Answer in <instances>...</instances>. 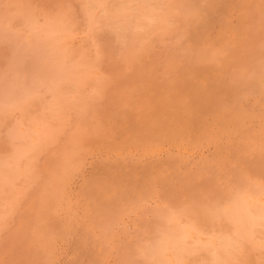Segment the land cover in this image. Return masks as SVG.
Wrapping results in <instances>:
<instances>
[{"label":"rangeland","instance_id":"rangeland-1","mask_svg":"<svg viewBox=\"0 0 264 264\" xmlns=\"http://www.w3.org/2000/svg\"><path fill=\"white\" fill-rule=\"evenodd\" d=\"M90 1L92 2L88 0L89 3L96 4L97 10L94 5L90 4L89 7L87 0H0V36L2 35L0 37V122L4 123L1 124L2 127L0 126V181H4L2 184L0 182L2 185L0 210L2 217L3 214L7 215L4 219L0 218V264H145V262L167 264L168 261V264H195V259L203 257L207 251L219 250L223 246L232 250L233 256L230 253L229 257H220L214 264H246L247 262L251 264L252 260L253 264H257L260 260L256 253L259 242L252 229L256 226L253 221L256 218L255 212L261 211L264 218V193H262L264 176L260 177V174L264 175V0H223V3L222 0ZM134 1L137 3L135 4ZM76 2L80 3L76 4ZM213 4L217 8H214ZM224 4L226 6H223ZM147 5L149 7L145 9ZM181 8L183 11L180 10ZM184 11L187 13L183 14ZM42 13L46 15L45 18L42 17ZM127 13L131 14L127 15ZM132 13H136V16ZM190 15L194 17L191 19ZM62 20L67 22L64 23ZM54 28L59 30L55 31ZM175 28L177 30H174ZM51 29L53 31L50 34ZM171 33L176 35L173 36ZM94 44L96 47H92L95 46ZM110 44L113 48H108ZM82 45L83 47H80ZM48 46L50 50L47 49ZM68 46L72 49L70 50ZM103 46H107L106 49ZM193 46H196V49H193ZM48 53L51 54L47 55ZM187 54L189 57L186 56ZM16 65L25 67L19 69ZM27 69L34 72L31 74ZM19 72L23 73L20 75ZM53 75L55 77H52ZM84 82L86 85H83ZM30 84L35 85V88ZM67 85L69 87H66ZM252 86L255 87V91ZM16 87L20 90L18 91ZM30 88L33 91L28 90ZM25 90L26 92H23ZM94 90L99 95L93 93L96 92ZM195 98L198 100L196 103ZM28 103L30 106L27 105ZM54 103L57 104L56 108ZM25 110H28L29 115ZM203 110L205 112L202 113ZM160 112H164V115ZM18 113L22 117L17 118ZM65 115L66 117H63ZM27 117L30 118L29 121ZM54 118L57 121L52 120ZM4 126H7V129L3 128ZM40 141L42 145L39 144ZM30 147L32 151H36L29 153L32 152ZM17 151L19 154L22 153L21 156ZM27 156L29 158H25ZM8 165L12 167L9 169ZM5 183L8 185L6 186ZM246 186L254 188L253 191L251 189L248 191ZM217 201L220 203V211H218L220 218L217 217L215 221L218 219L216 223L223 224L220 226L222 236L204 232L210 224L207 216L203 215L209 206L217 204ZM5 210L8 212L6 213ZM180 215L183 217L180 218ZM249 215L253 221V225L251 224L253 228L247 224L245 227ZM253 215L255 218L252 217ZM212 217L214 220V215ZM171 223L173 226L170 225ZM197 225H200L199 228ZM226 225L230 227L227 228ZM161 229H165L167 235H164ZM153 230L155 233L162 232L155 234ZM240 233L243 237L239 239L237 237L241 236ZM232 235L235 236L231 238ZM149 239L155 240V244L154 242L151 244ZM214 243L218 246L216 249ZM158 244L160 249L156 246ZM195 244L197 246H194ZM151 251H154L155 255ZM138 254H145V257L140 255V258ZM131 255L133 259H130ZM174 256L180 260H176Z\"/></svg>","mask_w":264,"mask_h":264},{"label":"bare ground","instance_id":"bare-ground-1","mask_svg":"<svg viewBox=\"0 0 264 264\" xmlns=\"http://www.w3.org/2000/svg\"><path fill=\"white\" fill-rule=\"evenodd\" d=\"M76 1H77V0H76ZM102 1L104 2V0H102ZM107 1H108V0H107ZM114 1H115V0H114ZM117 1H118V0H117ZM125 1H126V0H125ZM132 1H133V0H132ZM136 1H139V0H136ZM146 1H147V0H146ZM153 1H154V0H152V2H153ZM156 1L158 2V0H156ZM160 1H161V0H160ZM160 1H159V2H160ZM175 1H176V0H175ZM187 1H188V0H187ZM193 1H194V0H193ZM200 1H201V0H200ZM202 1H203V0H202ZM217 1H218V0H217ZM83 2L85 3L86 1H83ZM83 2H81V3H83ZM89 2H92V1L89 0ZM89 2H88V0H87V3H89ZM108 2H109V1H108ZM108 2H107V3H108ZM110 2H111V1H110ZM122 2H123V1H122ZM134 2H135V1H134ZM157 2H156V3H157ZM162 2H163V1H162ZM166 2H167V1H166ZM166 2H165V3H166ZM77 3H80V2H76V4H77ZM118 3L121 4L120 2H118ZM118 3H117V4H118ZM136 3H137V2H135V4H136ZM141 3H142V2H141ZM146 3H147V2H146ZM165 3H164V4H165ZM183 3H184V2H183ZM210 3H211V2H210ZM221 3H223V0H222ZM90 4H91V5H94V4H92V3H89V7H90ZM100 4H101V3H100ZM102 4H103V3H102ZM111 4H112V3H111ZM115 4H116V3H115ZM115 4H113V6H115ZM124 4H125V3H124ZM142 4H143V3H142ZM147 4L149 5L150 3H147ZM159 4H160V3H159ZM159 4H158V5H159ZM166 4H167V3H166ZM166 4H165V5H166ZM178 4H180V2H179ZM196 4H197V2H196ZM200 4H201V2H200ZM208 4H209V3H208ZM215 4H216V3H215ZM217 4H218V3H217ZM225 4H226V3H225ZM225 4H224L223 6H226ZM80 5H81V4H80ZM83 5H84V4H82V6H83ZM95 5H96V4H95ZM95 5H94V7H95ZM97 5H98V4H97ZM103 5H104V4H103ZM121 5H122V4H121ZM130 5H131V4H130ZM148 5L145 6V9H146V7H149ZM156 5H157V4H156ZM194 5H195V4H194ZM203 5H204V4H203ZM228 5H229V4H228ZM87 6H88V4H87ZM104 6L106 7L107 5H104ZM104 6H103V7H104ZM116 6L119 7L118 5H116ZM123 6H124V5H123ZM123 6H122V7H123ZM126 6H127V5H126ZM140 6H141V5H140ZM180 6H181V5H180ZM188 6H189V5H188ZM188 6H187L186 8H188ZM196 6H197V5H196ZM199 6H200V5H199ZM214 6H215V5L213 4V7H214ZM230 6H231V5H230ZM74 7H75V6H74ZM94 7H93V8H94ZM98 7H100V6L98 5ZM105 7H104V8H105ZM117 7H116V8H117ZM122 7H121V8H122ZM133 7H134V6H133ZM138 7H139V6H138ZM138 7H136V8H138ZM143 7H144V6H143ZM202 7H203V6H202ZM82 8H83V7H82ZM96 8H97V7H95V9H96ZM104 8H102V9H104ZM109 8H110V7H109ZM116 8H114L115 11H116ZM130 8H131V7H130ZM154 8H155V7H154ZM166 8L168 9V7H166ZM166 8H165V9H166ZM203 8H204V7H203ZM203 8H202V9H203ZM210 8H211V7H210ZM214 8H217V7H214ZM227 8H228V7H227ZM86 9L89 10L88 8H86ZM105 9H107V8H105ZM117 9H119V8H117ZM134 9H135V8H134ZM141 9H143V8H141ZM151 9H152V8H151ZM160 9H161V8H160ZM171 9H172V8H171ZM184 9H185V8H184ZM205 9H206V8H205ZM205 9H204V10H205ZM207 9H208V8H207ZM225 9H226V8H225ZM67 10H68V9H67ZM70 10H71V9H70ZM72 10H73V9H72ZM74 10H75V9H74ZM91 10H92V9H91ZM96 10H97V9H96ZM126 10H127V9H126ZM135 10H136V9H135ZM139 10H140V8H139ZM152 10H153V9H152ZM169 10H170V9H169ZM180 10H182V8H181ZM220 10H223V9H220ZM231 10H232V8H231ZM68 11H69V10H68ZM80 11H82V10H80ZM83 11H84V10H83ZM83 11H82V12H83ZM106 11H107V10H106ZM110 11H111V10H109V12H110ZM123 11H124V10H123ZM150 11H151V10H150ZM150 11H147V12H150ZM153 11H154V10H153ZM153 11H152V12H153ZM165 11H166V10H165ZM172 11H174V10H172ZM172 11H171V12H172ZM182 11H183V10H182ZM191 11H192V10H191ZM193 11H194V10H193ZM198 11H199V10H198ZM200 11H201V9H200ZM65 12H66V11H65ZM70 12H72V11H70ZM75 12H76V11H75ZM89 12H91V11H89ZM95 12H96V11H95ZM102 12H103V11H102ZM119 12H120V10H119ZM139 12H141V11H139ZM154 12H155V11H154ZM171 12H170V13H171ZM174 12H175V11H174ZM194 12H195V11H194ZM205 12H206V11H205ZM216 12H217V10H216ZM222 12H223V11H222ZM225 12H226V11H225ZM227 12H228V11H227ZM62 13H63V12H62ZM68 13H69V12H68ZM80 13H81V12H80ZM93 13H94V12H93ZM93 13L90 15V17L93 15ZM113 13H114V11H113ZM113 13H112V14H113ZM120 13H121V12H120ZM120 13H118V14H120ZM142 13H143V12H142ZM156 13H157V12H156ZM163 13H164V12H163ZM175 13H176V12H175ZM175 13H174V14H175ZM177 13H178V12H177ZM184 13H187V12L184 11L183 14H184ZM188 13H189V11H188ZM190 13H191L192 15L194 14V13H192V12H190ZM208 13H209V12H208ZM211 13H213V12L211 11ZM217 13H218V12H217ZM59 14H60V13H59ZM85 14H86V12H85ZM104 14H106V12H105ZM112 14H111V15H112ZM122 14H123V13H122ZM130 14H131V13H130ZM130 14L127 13V15H130ZM132 14H134V13H132ZM135 14H136V13H135ZM135 14H134V16H136ZM148 14H149V13H148ZM168 14H169V13H168ZM181 14H182V12H180V15H181ZM227 14H228V13H227ZM37 15H38V14H37ZM39 15H40V14H39ZM42 15H43L42 17H44V16L46 17V15H44L43 13H42ZM76 15H77V13H76ZM83 15H84V14H83ZM100 15H101V14H100ZM172 15H173V14H172ZM177 15H178V14H177ZM180 15H179V16H180ZM194 15H195V14H194ZM198 15H199V14H198ZM201 15H202V14H201ZM213 15H214V13H213ZM220 15H221V14H220ZM220 15H219V16H220ZM34 16H35V15H33V17H34ZM69 16H71V15L69 14ZM85 16H86V15H85ZM85 16H84V17H85ZM106 16H107V15H105V17H106ZM109 16H110V15H109ZM120 16H121V15H120ZM134 16H133V18H134ZM138 16H140V15H138ZM143 16H144V15H143ZM143 16H142V18H143ZM147 16H152V15H147ZM155 16H156V14H155ZM161 16H162V15H161ZM175 16H176V15H175ZM181 16H182V15H181ZM181 16H180V17H181ZM187 16H188V15H187ZM205 16H206V15H205ZM214 16H215V15H214ZM224 16H225V15H224ZM45 17H44V18H45ZM49 17H50V16H49ZM59 17H60V15H59ZM62 17H63V16H62ZM88 17H89V16H88ZM97 17H98V16H97ZM162 17H163V16H162ZM165 17H166V16H165ZM176 17H177V16H176ZM190 17H191V15H190ZM193 17H194V16H193ZM193 17H191V19H192ZM197 17H198V16H197ZM217 17H218V16H217ZM221 17H222V16H221ZM228 17H229V16H228ZM51 18H52V17H51ZM55 18H56V16H55ZM65 18H66V17H65ZM81 18H83V16H81ZM98 18H99V17H98ZM106 18H107V17H106ZM142 18H141V19H142ZM145 18H146V17H144L143 20H145ZM150 18H151V17H150ZM159 18H160V17H159ZM163 18H164V17H163ZM173 18H175V17H173ZM187 18H188V17H187ZM211 18H212V17H211ZM215 18H216V17H215ZM215 18H214V19H215ZM218 18H219V17H218ZM226 18H227V17H226ZM28 19H29V18H28ZM63 19H64V17H63ZM66 19H67V18H66ZM85 19H86V18H85ZM95 19L97 20V18H95ZM125 19H126V18H125ZM147 19H148V17H147ZM151 19H152V18H151ZM188 19H189V18H188ZM216 19H217V18H216ZM30 20H31V18H30ZM35 20H36V18H35ZM39 20H40V19H39ZM46 20H48V19H46ZM51 20H52V19H51ZM70 20H71V19H70ZM88 20L90 21V19H88ZM88 20H86V21H88ZM108 20H109V19H108ZM111 20H113V19L111 18ZM118 20H119V19H118ZM153 20H154V19H153ZM163 20H164V19H163ZM163 20H161V21H163ZM166 20H167V19H166ZM193 20H194V19H193ZM195 20H197V19H195ZM195 20H194V21H195ZM208 20H209V19H208ZM208 20H207V21H208ZM223 20H224V19H223ZM44 21H45V20H44ZM57 21H58V20H57ZM62 21L65 23L66 20H62ZM62 21H61V22H62ZM74 21H75V20H74ZM86 21H85V23H86ZM89 21H88V22H89ZM91 21H92V20H91ZM93 21H94V20H93ZM105 21H106V20H105ZM134 21H135V19H134ZM140 21H141V20H140ZM150 21H151V20H150ZM176 21H177V20H176ZM183 21H184V20H183ZM194 21H193V22H194ZM201 21H202V20H201ZM226 21H227V20H226ZM228 21H229V20H228ZM40 22H41V21H40ZM49 22H50V21H49ZM66 22H67V21H66ZM68 22H69V21H68ZM98 22H99V21H98ZM113 22H114V21H113ZM124 22H125V21H124ZM167 22H168V20H167ZM186 22H187V21H186ZM188 22H189V21H188ZM190 22H192V21L190 20ZM203 22H204V21H203ZM220 22H221V21H220ZM223 22H224V21H223ZM28 23H29V22H28ZM71 23H72V20H71ZM91 23H92V22H91ZM100 23H101V22H100ZM102 23H103V22H102ZM125 23H126V22H125ZM125 23H124V24H125ZM127 23H128V21H127ZM127 23H126V24H127ZM135 23H136V22H135ZM139 23H140V22H139ZM145 23H146V22H145ZM145 23H144V24H145ZM151 23H152V22H151ZM160 23H161V22H160ZM210 23H211V22H210ZM29 24H32V23H29ZM43 24H44V23H43ZM43 24H42V25H43ZM53 24H54V23H53ZM73 24H74V23H73ZM73 24H72L71 26H73ZM88 24H89V23H88ZM88 24H87V25H88ZM93 24H94V23H93ZM136 24H137V23H136ZM153 24H154V23H153ZM161 24H162V23H161ZM197 24H198V23H197ZM208 24H209V23H208ZM45 25H47V24H45ZM79 25H80V24H79ZM79 25H78V26H79ZM87 25H86V26H87ZM94 25H95V27H96V24H94ZM108 25H109V24H108ZM122 25H123V24H122ZM140 25H141V24H140ZM145 25H146V24H145ZM149 25H150V24H148V26H149ZM173 25H174V24H173ZM191 25H193V24H191ZM204 25H206V24H204ZM27 26H28V24H27ZM30 26H31V25H30ZM35 26H36V25H35ZM88 26H89V25H88ZM111 26H112V25H111ZM118 26H119V25H118ZM136 26H137V25H136ZM155 26H156V25H155ZM159 26H160V25H159ZM175 26H176V25H175ZM175 26H173V27H175ZM183 26H184V25H183ZM186 26H188V24H186ZM262 26H263V25H262ZM3 27H4V26H3ZM9 27H10V26H9ZM31 27H32V26H31ZM38 27H39V26H38ZM46 27H47V26H46ZM55 27H56V26H55ZM57 27H58V25H57ZM60 27H62V26H60ZM63 27H64V26H63ZM74 27H75V26H74ZM81 27H82V26H81ZM84 27H85V25H84ZM127 27H128V26H127ZM140 27H141V26H140ZM162 27H163V26H162ZM171 27H172V24H171ZM177 27H178V26H177ZM191 27H192V26H191ZM7 28H8V27H7ZM58 28H59V27H58ZM72 28H73V27H72ZM85 28H86V27H85ZM102 28H103V27H102ZM124 28H125V27H124ZM129 28H131V27H129ZM146 28H147V27H146ZM156 28H157V27H156ZM229 28H230V27H229ZM44 29H45V28H44ZM54 29H55V28H54ZM56 29H57V28H56ZM56 29H55V31H56ZM66 29H67V28H66ZM70 29H71V27H70ZM74 29H76V28H74ZM94 29H95V28H94ZM103 29H104V28H103ZM108 29H109V28H108ZM110 29H111V28H110ZM122 29H123V28H122ZM122 29H121V30H122ZM125 29H126V28H125ZM138 29H139V28H138ZM138 29H137V30H138ZM158 29H159V28H158ZM166 29H167V28H166ZM172 29H173V28H172ZM183 29H184V28H183ZM197 29H198V27H197ZM199 29H200V28H199ZM10 30H11V29H10ZM45 30H46V29H45ZM48 30H49V29H48ZM57 30H59V29H57ZM68 30H69V29H68ZM83 30H84V29H83ZM83 30H82V31H83ZM105 30H106V28H105ZM118 30H119V29H118ZM127 30H128V29H127ZM129 30H130V29H129ZM148 30H149V29H148ZM160 30H161V29H160ZM174 30H177V29L175 28ZM178 30H179V28H178ZM201 30H203V29H201ZM257 30H258V29H257ZM263 30H264V29H263ZM3 31H4V29H3ZM5 31H6V30H5ZM30 31H31V30H30ZM41 31H42V30H41ZM52 31H53L52 29H51V31H49L50 34L52 33ZM76 31H78V30H76ZM79 31H80V30H79ZM87 31H88V30H87ZM90 31H91V30H90ZM108 31H109V30H108ZM112 31H113V30H112ZM144 31H145V30H144ZM157 31H158V30H157ZM162 31H163V30H162ZM169 31H170V30H169ZM172 31H173V30H172ZM172 31H171V32H172ZM193 31H194V30H193ZM197 31H198V30H197ZM31 32L33 33V31H31ZM49 32H48V33H49ZM58 32H59V31H58ZM60 32H61V31H60ZM65 32H66V31H65ZM65 32H64V33H65ZM68 32H69V31H68ZM73 32H74V31H73ZM93 32H94V31H93ZM99 32H100V31H99ZM106 32H107V31H106ZM114 32H115V31H114ZM121 32H122V31H121ZM129 32H130V31H129ZM132 32H133V31H132ZM141 32H142V31H141ZM145 32H146V31H145ZM148 32H149V31H148ZM151 32H152V30H151ZM164 32H165V31H164ZM173 32H175V31H173ZM202 32H203V31H202ZM202 32H201V33H202ZM257 32H258V31H257ZM2 33H3V32H2ZM38 33H39V32H38ZM77 33H78V32H77ZM94 33H95V32H94ZM101 33H102V30H101ZM109 33H110V32H109ZM152 33H153V32H152ZM154 33H155V32H154ZM159 33H160V31H159ZM165 33H166V32H165ZM176 33H177V32H176ZM178 33H179V31H178ZM185 33H186V32H185ZM201 33H200V34H201ZM3 34H4V33H3ZM40 34H41V33H40ZM40 34H39V35H40ZM61 34H62V33H61ZM96 34H97V32H96ZM113 34H114V33H112V35H113ZM115 34H116V33H115ZM141 34L144 36L143 33H141ZM171 34H173V33H171ZM191 34H192V33H191ZM196 34H197V33H196ZM39 35H38V36H39ZM44 35H46V34H44ZM52 35H53V34H52ZM52 35H51V36H52ZM65 35H66V33H65ZM89 35H91V34H89ZM145 35H146V33H145ZM158 35H159V34H158ZM175 35H176V34H175ZM175 35L173 34V36H175ZM186 35H187V34H186ZM205 35H206V34H205ZM205 35H204V36H205ZM1 36H2V35H1ZM1 36H0V37H1ZM12 36H14V34H13ZM31 36H32V34H31ZM40 36H41V35H40ZM42 36H43V35H42ZM51 36H50V37H51ZM54 36H55V33H54ZM54 36H53V38H54ZM62 36H63V35H62ZM67 36H68V34H67ZM69 36H70V35H69ZM105 36H106V35H105ZM114 36H115V35H114ZM119 36H120V35H119ZM179 36H180V35H179ZM184 36H185V35H184ZM189 36H190V35H189ZM189 36H188V37H189ZM191 36H192V35H191ZM204 36H203V37H204ZM4 37H5V36H4ZM45 37H46V36H45ZM47 37H48V36H47ZM56 37H57V36H56ZM56 37H55V38H56ZM75 37H76V36H75ZM90 37H91V36H90ZM90 37H89V38H90ZM115 37H116V36H115ZM115 37H114V38H115ZM120 37H121V36H120ZM120 37H119V38H120ZM124 37H125V36H124ZM132 37H133V35H132ZM148 37H149V36H148ZM151 37H152V36H151ZM193 37H195V36H193ZM197 37H198V36H197ZM197 37H196V38H197ZM2 38H3V37H2ZM39 38H40V37H39ZM41 38H42V37H41ZM51 38H52V37H51ZM51 38H50L49 40H51ZM57 38H58V37H57ZM60 38H61V36H60ZM65 38H66V37H65ZM91 38H92V37H91ZM94 38H96V36H94ZM109 38H110V37H109ZM130 38H131V37H130ZM146 38H147V37H146ZM160 38H162V37H160ZM160 38H159V39H160ZM181 38H182V37H181ZM205 38H206V37H205ZM42 39H43V38H42ZM97 39H98V38H97ZM97 39H96V40H97ZM107 39H108V38H107ZM117 39H118V38H117ZM122 39H123V38H122ZM135 39H137V38H135ZM147 39H149V38H147ZM156 39H157V38L155 37V40H156ZM179 39H180V37H179ZM198 39H199V38H198ZM203 39H204V38H203ZM34 40H35V38H34ZM40 40H41V39H40ZM58 40H59V39H58ZM62 40H63V39H62ZM65 40H66V39H65ZM65 40H63V41H65ZM118 40H119V39H118ZM118 40H117V41H118ZM123 40H124V39H123ZM60 41H61V40H60ZM92 41H93V40H92ZM138 41H139V40H138ZM140 41H141V40H140ZM142 41L144 42V40H142ZM153 41H154V40H153ZM157 41H158V39H157ZM176 41H177V40H176ZM34 42H35V41H34ZM93 42H94V41H93ZM120 42H121V41H120ZM124 42H125V41H124ZM133 42H134V41H133ZM181 42H182V41H181ZM193 42H194V41H193ZM40 43H42V42H39V44H40ZM43 43H44V41H43ZM63 43H64V42H63ZM96 43H97V41H96ZM140 43H141V42H140ZM144 43H146V42H144ZM195 43H196V42H195ZM195 43H194V45H195ZM213 43H214V42H213ZM32 44H33V43H32ZM58 44H59V43H58ZM64 44H65V43H64ZM101 44H102V43H101ZM101 44H100V45H101ZM108 44H109V43H108ZM112 44H113V43H112ZM114 44H116V43H114ZM123 44H124V43H123ZM146 44H147V43H146ZM175 44H176V43H175ZM178 44H179V43H178ZM181 44H182V43H181ZM184 44H185V42H184ZM198 44H199V43H198ZM204 44H205V43H204ZM211 44H212V43H211ZM67 45H68V44H67ZM92 45H93V44H92ZM94 45H95V44H94ZM106 45H107V44H106ZM110 45H111V44H110ZM137 45H138V44H137ZM172 45H173V44H172ZM262 45H263V44H262ZM58 46H59V45H58ZM64 46H66V45H64ZM104 46H105V45H104ZM104 46H103V47H104ZM120 46H121V45H120ZM141 46H142V45H141ZM143 46H144V45H143ZM147 46H148V45H147ZM198 46H199V45H198ZM198 46H197V47H198ZM202 46H203V45H202ZM31 47H32V46H31ZM34 47H35V46H34ZM52 47H54V45H53ZM59 47H60V46H59ZM72 47H73V46H72ZM80 47H83V45L80 46ZM92 47H96V45H95V46H92ZM100 47H101V46H100ZM103 47H102V48H103ZM106 47H107V46H106ZM106 47H104V48L106 49ZM110 47H112V45L109 46L108 48H110ZM121 47H122V46H121ZM188 47H189V46H188ZM193 47H194V46H193ZM195 47H196V46H195ZM195 47H194L193 49H196ZM213 47H214V46H213ZM48 48H49V46L47 47V49H48ZM55 48H56V47H55ZM68 48H69V46H68ZM78 48H79V47H78ZM112 48H113V47H112ZM174 48H175V47H174ZM190 48H191V47H190ZM66 49H67V48H66ZM69 49L71 50L72 48H69ZM82 49H83V48H82ZM84 49H85V48H84ZM169 49H170V48H169ZM171 49H172V48H171ZM175 49H176V48H175ZM177 49H180V48H177ZM202 49H203V48H202ZM202 49H201V51H202ZM212 49H213V48H212ZM48 50H50V49H48ZM52 50H53V48H52ZM52 50H51V51H52ZM74 50H75V49H74ZM95 50H96V48H95ZM99 50H100V49H99ZM99 50H98V51H99ZM111 50H112V49H111ZM122 50H123V49H122ZM198 50H199V49H198ZM40 51H41V50H40ZM43 51H44V50H43ZM56 51H58V50L56 49ZM56 51H55V52H56ZM66 51H67V50H66ZM68 51H69V50H68ZM86 51H87V50H86ZM88 51H89V50H88ZM91 51H92V50H91ZM124 51H125V49H124ZM260 51H261V50H260ZM45 52H47V51H45ZM74 52H75V51H74ZM76 52H77V51H76ZM78 52H79V51H78ZM95 52H96V51H95ZM95 52H94V53H95ZM102 52H103V51H102ZM106 52H107V50H106ZM111 52H112V51H111ZM111 52H109V54H110ZM113 52H114V51H113ZM172 52H173V51H172ZM172 52H171V53H172ZM179 52H180V51H179ZM184 52H185V50H184ZM43 53H44V52H43ZM51 53H52V52H51ZM51 53H48L47 55H49V54H51ZM66 53H67V52H66ZM68 53H69V52H68ZM79 53H80V52H79ZM85 53H86V52H85ZM127 53H128V52H127ZM196 53H197V51H196ZM199 53H200V52H199ZM201 53H202V52H201ZM207 53H208V52H207ZM218 53H219V52H218ZM52 54H53V53H52ZM72 54H73V53H72ZM72 54H71V55H72ZM102 54H103V53H102ZM114 54H116V53L114 52ZM188 54H189V53H188ZM188 54H187L186 56H188ZM204 54H205V52H204ZM214 54H215V53H214ZM255 54H256V53H255ZM38 55H39V54H38ZM44 55H45V54H44ZM53 55H54V54H53ZM53 55H52V56H53ZM65 55H66V54H65ZM206 55H207V54H206ZM20 56H21V55H20ZM52 56H51V57H52ZM74 56H75V55H74ZM80 56H81V54H80ZM80 56H79V57H80ZM92 56H93V55H92ZM94 56H95V54H94ZM96 56H97V55H96ZM168 56H169V55H168ZM183 56H184V55H183ZM189 56H190V54H189ZM189 56H188V57H189ZM208 56H209V55H208ZM40 57H41V56H40ZM48 57H50V56H48ZM60 57H61V56H60ZM65 57H66V56H65ZM125 57H126V56H125ZM172 57H173V56H172ZM177 57H178V56H177ZM192 57H194V56H192ZM201 57L203 58V56H201ZM210 57H211V56H210ZM35 58H37V57H35ZM53 58H54V57H53ZM80 58H82V57H80ZM84 58H85V57H84ZM94 58H95V57H94ZM99 58H100V57H99ZM173 58H174V57H173ZM175 58H176V57H175ZM38 59H39V58H38ZM49 59H50V58H49ZM68 59H70V58H68ZM253 59H254V58H253ZM36 60H37V59H36ZM36 60H35V62H36ZM45 60H46V59H45ZM52 60H53V59H52ZM78 60H79V59H78ZM80 60H82V59H80ZM88 60H90V59H88ZM91 60H93V59H91ZM170 60H171V59H170ZM190 60H192V59H190ZM205 60H206V59H205ZM43 61H44V60H43ZM55 61H56V60H55ZM55 61H54V63H55ZM93 61H94V60H93ZM97 61H98V60L96 59V62H97ZM182 61H183V60H182ZM17 62H18V61H17ZM40 62H42V61H40ZM62 62H63V60H62ZM49 63H50V62H49ZM59 63H60V62H59ZM65 63H66V62H65ZM76 63H77V61H76ZM81 63H82V62H81ZM81 63H79V64H81ZM186 63H187V62H186ZM252 63H253V62H252ZM44 64H45V63H44ZM63 64H64V63H63ZM83 64H84V63H83ZM83 64H82V66H83ZM94 64H95V62H94ZM191 64H192V63H191ZM191 64H189V65H191ZM47 65H48V64H47ZM69 65H70V64H69ZM71 65H72V64H71ZM12 66H13V65H12ZM16 66H17V65H16ZM74 66H75V65H74ZM90 66H91V65H90ZM251 66H252V65H251ZM17 67H18V66H17ZM19 67H20V66H19ZM19 67H18V68H19ZM21 67H23V66H21ZM21 67H20V68H21ZM24 67H25V66H24ZM24 67H23V68H24ZM26 67H27V66H26ZM42 67H44V66L42 65ZM42 67H41V68H42ZM65 67H66V66H65ZM83 67H84V66H83ZM98 67H99V66H98ZM184 67H185V66H184ZM255 67H256V65H255ZM260 67L262 68L261 65H260ZM9 68H10V67H9ZM9 68H8V70H9ZM11 68H12V67H11ZM20 68H19V69H20ZM28 68H29V67H28ZM38 68H39V67H38ZM38 68H37V71H39ZM45 68H46V67H45ZM69 68H72V67H69ZM93 68H94V67H93ZM16 69H17V68H16ZM29 69H30V68H29ZM86 69H87V67H86ZM86 69H85V70H86ZM96 69H97V68H96ZM12 70H13V69H12ZM14 70H15V69H14ZM23 70H24V69H23ZM27 70H28V69H27ZM42 70H44V69H42ZM63 70H64V69H63ZM81 70H82V69H81ZM83 70H84V69H83ZM92 70H93V69H92ZM254 70H256V69H254ZM257 70H259V69H257ZM28 71L31 72V70H28ZM87 71H88V70H87ZM203 71H204V70H203ZM260 71H261V70H260ZM16 72H17V71H16ZM16 72H15V73H16ZM25 72H26V69H25ZM30 72H29V74H30ZM32 72H34V71H32ZM32 72H31V74H32ZM35 72H36V71H35ZM66 72H67V71H66ZM15 73H14V74H15ZM19 73H20V72H19ZM22 73H23V72H22ZM22 73H20V75H21ZM55 73H56V72H55ZM87 73H88V72H87ZM87 73H86V74H87ZM90 73H91V72H90ZM252 73H253V72H252ZM255 73H256V72H255ZM255 73H254V74H255ZM10 74H11V73H10ZM38 74H39V73H38ZM77 74H78V73H77ZM83 74H84V73H83ZM17 75H18V72H17ZM50 75H51V74H50ZM92 75H93V74H92ZM92 75H91V77H92ZM95 75H96V74H95ZM259 75H260V73H259ZM14 76H15V75H14ZM25 76H26V75H25ZM35 76H36V75H35ZM35 76H33V77H35ZM81 76H82V75H81ZM89 76H90V75H89ZM242 76H243V75H242ZM246 76H247V75H246ZM256 76H257V75H256ZM12 77H13V75L11 76V78H12ZM31 77H32V76H31ZM52 77H55V76L53 75ZM69 77H70V76H69ZM82 77H83V76H82ZM85 77H87V76H85ZM235 77H236V76H235ZM235 77H234V78H235ZM249 77H250V76H249ZM261 77H262V76H261ZM261 77H260V78H261ZM43 78H44V77H43ZM47 78H48V77H47ZM76 78H77V77H76ZM83 78H84V77H83ZM95 78H96V77H95ZM98 78H100V76H99ZM242 78H243V77H242ZM12 79H13V78H12ZM25 79H26V78H25ZM41 79H42V78H41ZM49 79H50V78H49ZM204 79H205V78H204ZM243 79H244V78H243ZM261 79H262V78H261ZM29 80H30V79H29ZM29 80H28V81H29ZM32 80H33V78H32ZM37 80H39V78H38ZM56 80H57V79H55V81H56ZM81 80H82V79L80 78V81H81ZM89 80H91V79H89ZM237 80H239V79H237ZM262 80H263V79H262ZM34 81H35V80H34ZM52 81H53V80H52ZM67 81H68V80H67ZM76 81H77V80H76ZM84 81H85V80H84ZM86 81H87V80H86ZM241 81H242V80H241ZM257 81H258V80H257ZM263 81H264V80H263ZM263 81H262V82H263ZM10 82H11V80H10ZM35 82H36V81H35ZM40 82H41V81H40ZM60 82H61V81H60ZM68 82H69V81H68ZM71 82H73V81L71 80ZM77 82H78V81H77ZM77 82H76V83H77ZM91 82H92V81H91ZM232 82H233V81H232ZM237 82H238V81H237ZM248 82H249V81H248ZM22 83H23V82H22ZM28 83H29V82H28ZM41 83H42V82H41ZM65 83H66V81H65ZM79 83H80V82H78V84H79ZM88 83H90V82H88ZM93 83H94V81H93ZM96 83H97V82H96ZM239 83H240V82H239ZM254 83H255V82H254ZM12 84H14V83H12ZM74 84H75V83H74ZM80 84H81V83H80ZM94 84H95V83H94ZM99 84H100V83H99ZM233 84H234V83H233ZM19 85H20V84H19ZM19 85H18V86H19ZM30 85H31V84H30ZM38 85H39V84H38ZM60 85H61V84H60ZM60 85H59V86H60ZM69 85L71 86L72 84H69ZM69 85H67L66 87H69ZM83 85H86L85 82L83 83ZM95 85H96V84H95ZM190 85H191V84H190ZM251 85H252V84H251ZM10 86H11V85H10ZM13 86H14V85H13ZM25 86H26V85H25ZM31 86L34 87L35 85H31ZM31 86H30V87H31ZM88 86H89V85H88ZM91 86H92V85H91ZM174 86H175V85H174ZM188 86H189V85H188ZM234 86H236V85H234ZM23 87H24V86H23ZM36 87H37V86H36ZM61 87H62V86H61ZM82 87H83V86H82ZM93 87H95V86H93ZM93 87H92V88H93ZM222 87H223V86H222ZM242 87H243V86H242ZM252 87H253V86H252ZM256 87H257V86H256ZM260 87H261V86H260ZM260 87H259V88H260ZM26 88H27V87H26ZM34 88H35V87H34ZM51 88H52V87H51ZM64 88H65V87H64ZM225 88H226V87H225ZM235 88H236V87H235ZM237 88H240V87H237ZM3 89H4V87H3ZM3 89H2V90H3ZM16 89H17V87H16ZM47 89H48V88H47ZM62 89H63V88H62ZM67 89H68V88H67ZM78 89H80V87H79ZM180 89H181V88H180ZM190 89H191V88H190ZM227 89H228V88H227ZM240 89H242V88H240ZM253 89H254V91H255V87H253ZM260 89H261V88H260ZM17 90H18V89H17ZM19 90H20V89H19ZM19 90H18V91H19ZM28 90H32V89L30 88V89H28ZM35 90H36V89H35ZM53 90H54V89H53ZM55 90H56V89H55ZM63 90H64V89H63ZM63 90H62V91H63ZM75 90H76V89H75ZM90 90H91V89H90ZM186 90H187V89H186ZM186 90H185V92H186ZM188 90H189V89H188ZM232 90H233V89H232ZM256 90L258 91V89H256ZM262 90H263V89H262ZM4 91H5V90H4ZM32 91H33V90H32ZM57 91H58V90H57ZM62 91H60V92H62ZM81 91H83V90H81ZM91 91H92V90H91ZM91 91H90V93H92ZM94 91H96V90H94ZM252 91H253V90H252ZM263 91H264V90H263ZM7 92H8V91H7ZM14 92H15V91H14ZM23 92H26V90L23 91ZM23 92H21V93H23ZM35 92H36V91H35ZM39 92H40V91H39ZM48 92H49V91H48ZM76 92H77V91H76ZM76 92H74V93H76ZM199 92H200V91H198V93H199ZM214 92H216V91H214ZM214 92H213V93H214ZM16 93H17V92H16ZM18 93H19V92H18ZM18 93H17V94H18ZM62 93H63V92H62ZM62 93H61V94H62ZM82 93H83V92H82ZM93 93H97V91H96V92H93ZM0 94H1V93H0ZM3 94H4V92H3ZM13 94H14V93H13ZM29 94H30V93H29ZM58 94H59V93H58ZM58 94H56V96H57ZM64 94H65V93H64ZM66 94H67V93H66ZM97 94H98V93H97ZM183 94H184V93H183ZM196 94H197V93H196ZM15 95H16V94H15ZM19 95H21V94H19ZM23 95H24V94H23ZM31 95H33V94H31ZM52 95H53V94H51V96H52ZM68 95H69V94H68ZM71 95H72V94H71ZM98 95H99V94H98ZM193 95H195V94L193 93ZM203 95H204V94H203ZM35 96H36V95H35ZM41 96H42V95H41ZM41 96H40V97H41ZM61 96H62V95H61ZM183 96H184V95H183ZM190 96H191V95H190ZM190 96H189V97H190ZM18 97H19V96H18ZM22 97H23V96H22ZM42 97H43V96H42ZM67 97H68V96H67ZM73 97H74V96H73ZM75 97H77V96H75ZM79 97H81V96L79 95ZM83 97H84V96H83ZM194 97H195V96H194ZM194 97H193V98H194ZM201 97H202V96H201ZM203 97H204V96H203ZM7 98H8V97H7ZM43 98H45V97H43ZM53 98H55L54 95H53ZM62 98H63V97H62ZM196 98H197V97H196ZM196 98H195V99H196ZM4 99H5V98H4ZM22 99H23V98H22ZM36 99H37V98H36ZM56 99H57V98H56ZM64 99H65V98H64ZM173 99H175V98H173ZM197 99H198V98H197ZM197 99L195 100V103H196V101H198ZM199 99H200V98H199ZM33 100H34V99H33ZM45 100H46V99H45ZM53 100H54V99H53ZM85 100H86V99H85ZM85 100H83V101H85ZM176 100H177V99H176ZM39 101H40V100H39ZM42 101H43V100H41V102H42ZM69 101H70V100H69ZM72 101H73V99H72ZM31 102H32V101H31ZM49 102H50V101H49ZM54 102H55V101H54ZM64 102H65V101H64ZM64 102H63V103H64ZM75 102H76V101H75ZM193 102H194V101H193ZM50 103H51V102H50ZM3 104H4V103H3ZM25 104H26V103H25ZM40 104H43V103H40ZM47 104H48V103H47ZM54 104H55V107H54V108H56V105H57V104H56V103H54ZM60 104H61V103H60ZM65 104L67 105V103H65ZM65 104H64V105H65ZM70 104H73V103H70ZM70 104H69V105H70ZM74 104H76V103H74ZM80 104H81V103H80ZM86 104H87V102H86ZM173 104H174V103H173ZM12 105H13V104H12ZM27 105H29V103H28ZM49 105H50V104H49ZM52 105H53V103H52ZM64 105H63V106H64ZM76 105H77V104H76ZM84 105H85V104H84ZM87 105H88V104H87ZM192 105H193V104H192ZM192 105H190V106H192ZM194 105L196 106V104H194ZM4 106H5V105H4ZM24 106H25V105H24ZM29 106H30V105H29ZM39 106H40V105H39ZM43 106H44V104H43ZM43 106H41V107L43 108ZM27 107H28V106H27ZM198 107H199V104H198ZM201 107H202V106H201ZM11 108H12V107H11ZM34 108H35V107H34ZM36 108H37V107H36ZM38 108H39V107H38ZM47 108H48V107H47ZM50 108H51V107H50ZM58 108H59V107H58ZM71 108H72V107H71ZM80 108H81V106H80ZM80 108L78 107V109H80ZM174 108H175V107H174ZM178 108H179V107H178ZM4 109H5V108H4ZM7 109H8V108H7ZM28 109H29V107H28ZM30 109H31V107H30ZM45 109H46V108H45ZM59 109H60V108H59ZM67 109H68V108H67ZM82 109H83V107H82ZM172 109H173V107H172ZM193 109H194V108H193ZM198 109H199V108H198ZM10 110H11V109H10ZM41 110H42V109H41ZM56 110H57V109H56ZM61 110H62V108H61ZM75 110H76V109H75ZM162 110H163V109H162ZM173 110H174V109H173ZM201 110H202V109H201ZM21 111H22V110H21ZM27 111H28V110H25V112H27ZM33 111H34V109H33ZM37 111H39V110L37 109ZM67 111H68V110H67ZM163 111H165V110H163ZM169 111H171V109H170ZM193 111H194V110H193ZM25 112H24V113H25ZM43 112H47V111H43ZM43 112H42V113H43ZM50 112H51V111H50ZM60 112H61V111H60ZM64 112H65V111H64ZM64 112H63V113H64ZM78 112H79V111H78ZM81 112H82V110H81ZM189 112H191V111H189ZM197 112H198V111H197ZM203 112H205V111L203 110L202 113H203ZM2 113H3V112H2ZM20 113H21V112H20ZM29 113H30V112H29ZM35 113H36V112H35ZM38 113L40 114V112H38ZM42 113H41V114H42ZM51 113H52V112H51ZM51 113H50V115H51ZM53 113H54V112H53ZM57 113H58V110H57ZM160 113H161V112H160ZM163 113H164V112H163ZM163 113H161V114H163ZM168 113H169V112H168ZM170 113H171V112H170ZM4 114H5V113H4ZM18 114H19V113H18ZM18 114H17V115H18ZM27 114H28V112H27ZM44 114H45V113H44ZM47 114H48V113H47ZM54 114H55V113H54ZM60 114H61V113H60ZM65 114H66V113H65ZM173 114H174V112H173ZM6 115H10V114H6ZM22 115H23V114H22ZM24 115H26V114H24ZM28 115H29V114H28ZM37 115H38V114H37ZM37 115H35V116H37ZM42 115H43V114H42ZM48 115H49V114H48ZM52 115H53V114H52ZM55 115H56V114H55ZM55 115H54V116H55ZM58 115H59V114H58ZM163 115H164V114H163ZM163 115H162V116H163ZM169 115H170V114H169ZM175 115H176V114H175ZM179 115H180V114H179ZM187 115H188V114H187ZM187 115H186V116H187ZM3 116H4V115H3ZM10 116H12V115H10ZM56 116H57V115H56ZM59 116H61V115H59ZM156 116H157V115H156ZM195 116H196V115H195ZM198 116H199V115H198ZM0 117H1V115H0ZM12 117H13V116H12ZM18 117H22V116H20V114H19V116H17V118H18ZM25 117H26V116H25ZM30 117H32V116L30 115ZM40 117H41V116H40ZM63 117H66V115L63 116ZM158 117H159V116H158ZM171 117H172V116H171ZM184 117H185V116H184ZM8 118H9V117H8ZM38 118H39V117H38ZM52 118H53V117H52ZM174 118H175V117H174ZM9 119H10V118H9ZM15 119H16V118H15ZM22 119H24V117L21 118V120H22ZM29 119H30V118L27 117V121H29ZM31 119H32V118H31ZM36 119H37V118H36ZM40 119H42V118H40ZM43 119H44V118H43ZM50 119H51V118H50ZM55 119H56V118H54V119H52V120H55ZM159 119H160V118H159ZM176 119H177V118H176ZM2 120H3V119H2ZM4 120H5V118H4ZM7 120H8V119H7ZM7 120H6V121H7ZM16 120H17V119H16ZM44 120H45V119H44ZM160 120H161V119H160ZM162 120H163V119H162ZM170 120H171V118H170ZM186 120H187V119H186ZM198 120H199V118H198ZM22 121H23V120H22ZM33 121H34V120H33ZM55 121H57V119H56ZM166 121H167V120H166ZM166 121H165V122H166ZM175 121H176V120H175ZM8 122H9V121H8ZM13 122H16V121H13ZM17 122H18V120H17ZM38 122H39V121H38ZM45 122H46V121H45ZM51 122H52V121H51ZM53 122H54V121H53ZM161 122H162V121H161ZM177 122H179V121L177 120ZM24 123H26V120H25ZM29 123H30V122H29ZM41 123H42V122H41ZM41 123H40V124H41ZM55 123H56V122H55ZM169 123H170V122H169ZM191 123H192V122H191ZM191 123H190V124H191ZM1 124H2V123L0 122V126H1ZM3 124H4V123H3ZM3 124H2V125H3ZM5 124L8 125L6 122H5ZM20 124L22 125V123H20ZM27 124H28V123H27ZM32 124H33V123H32ZM40 124H39V125H40ZM44 124H45V123H44ZM161 124H163V123H161ZM165 124H167V123H165ZM49 125H50V124H49ZM49 125H48V126H49ZM52 125H53V123H52ZM52 125H51V126H52ZM60 125H61V124H60ZM167 125H168V124H167ZM170 125H171V123H170ZM181 125H182V124H181ZM185 125H186V124H185ZM187 125H188V124H187ZM25 126H26V125H24V127H25ZM29 126H30V125H29ZM37 126H38V125H37ZM40 126H41V125H40ZM173 126H174V125H173ZM176 126H177V125H176ZM1 127H2V126H1ZM6 127H7V126H4L3 128H6ZM44 127H45V126H44ZM178 127H179V126H178ZM183 127L185 128V126H183ZM27 128H28V126H27ZM169 128H170V127H169ZM6 129H7V128H6ZM17 129H18V128H17ZM25 129H26V128H25ZM25 129H24V130H25ZM32 129H33V128H32ZM32 129H31V130H32ZM41 129H42V128H41ZM44 129H45V128H44ZM57 129H59V128H57ZM166 129H167V128H166ZM173 129H174V128H173ZM180 129H181V128H180ZM15 130H16V129H15ZM15 130H14V132H16ZM33 130H34V129H33ZM37 130H39V129H37ZM50 130H51V129H50ZM60 130H61V129H60ZM169 130H170V129H168V131H169ZM177 130H178V129H177ZM8 131H10V130H8ZM20 131H21V130H20ZM20 131H19V132H20ZM28 131H29V130H28ZM47 131H48V130H47ZM52 131H53V130H52ZM157 131H158V130H157ZM163 131H164V130H163ZM166 131H167V130H166ZM168 131H167V132H168ZM180 131H181V130H180ZM12 132H13V131H12ZM30 132H31V131H30ZM32 132H34V131H32ZM38 132H39V131H38ZM43 132H44V130H43ZM172 132H173V130H172ZM178 132H179V131H178ZM21 133H23V132H21ZM24 133H25V132H24ZM36 133H37V132H36ZM44 133H45V132H44ZM57 133H58V131H57ZM174 133H175V132H174ZM14 134H15V133H14ZM14 134H12V135H14ZM25 134H26V133H25ZM41 134H42V133H41ZM41 134H40V135H41ZM55 134H56V133H55ZM22 135H23V134H22ZM35 135L37 136V135H39V134H35ZM50 135H52V134H50ZM50 135H49V136H50ZM16 136H17V135H16ZM19 136H20V135H19ZM25 136H26V135H25ZM33 136H34V134H33ZM49 136H48V137H49ZM11 137H12V136H11ZM20 137H22V136H20ZM31 137H32V136H31ZM38 137H39V136H38ZM41 137H42V135H41ZM22 138H23V137H22ZM46 138H47V137H46ZM38 139H41V138H38ZM38 139H37V141H38ZM13 140H14V138H13ZM17 140H18V139H17ZM19 140H20V139H19ZM26 140H27V137H26ZM32 140H33V139H32ZM32 140H30V141H32ZM34 140H36V139L34 138ZM42 140H43V139H42ZM47 140H48V138H47ZM22 141H24V140H22ZM11 142H12V139H11ZM11 142H10V143H11ZM10 143H9V144H10ZM16 143H17V142H16ZM16 143H14V144H16ZM18 143H19V142H18ZM20 143H21V142H20ZM23 143H24V142H23ZM26 143H28V142L26 141ZM35 143L37 144V142H35ZM35 143H34V144H35ZM44 143H45V141H43V144H44ZM24 144H25V143H24ZM29 144H30V143H29ZM31 144H33V143H31ZM39 144H41V141L39 142ZM11 145H12V143H11ZM26 145H27V144H26ZM41 145H42V144H41ZM22 146H23V145H22ZM10 147H11V146H10ZM19 147H20V146H19ZM24 147H25V146H24ZM27 147H28V146H27ZM31 147H33V145H32ZM31 147H30L29 149L32 151V148H31ZM34 147H35V146H34ZM36 147L38 148V147H40V146H36ZM14 148H15V147H14ZM20 148H21V147H20ZM20 148H18V149L20 150ZM37 148H36V149H37ZM8 149H9V148H8ZM27 149H28V148H27ZM11 150H12V149H11ZM13 150H15V149H13ZM30 150H29V151H30ZM33 150H34V149H33ZM35 151H36V150H35ZM35 151L29 152V153H33V152H35ZM39 151H40V150H39ZM39 151H38V152H39ZM13 152H14V151H13ZM21 152H22V151H21ZM21 152H20V153H21ZM23 152H24V150H23ZM15 153H16V152H15ZM25 153H26V152H25ZM10 154H11V153H10ZM17 154H19L18 151H17ZM17 154H16V156H17ZM21 154H22V153H21ZM21 154H19V155L21 156ZM12 155H13V153H12ZM19 155H18V156H19ZM25 155H27V154H25ZM33 155H34V154H33ZM3 156H5V155H3ZM3 156H2V157H3ZM13 156H15V154H14ZM10 157H12V156L10 155ZM23 157H24V156H23ZM29 157H30V155H29ZM29 157L27 156V157H25V158H29ZM17 158H18V157H17ZM25 158H24V159H25ZM4 159H6V157H5ZM8 159H9V157H8ZM8 159H7V160H8ZM14 159H16V158H14ZM14 159H13V161L15 162ZM31 159H33V157H31ZM19 160H20V159H19ZM28 160H29V159H28ZM35 160H36V159H35ZM8 161H9V160H8ZM8 161H6V163H7ZM10 161H11V160H10ZM20 161H21V160H20ZM1 162H2V161H1ZM16 162L18 163V161H16ZM23 162H26V161H23ZM23 162H22V163H23ZM29 162H30V160H29ZM29 162H26V163H29ZM31 162H32V161H31ZM33 162H34V161H33ZM6 163H5V164H6ZM11 163H12V162H11ZM254 163H255V162H254ZM12 164H13V163H12ZM32 164H33V163H32ZM255 164H258V163H255ZM13 166H14V164H13ZM15 166H16V165H15ZM22 166H23V164H22ZM24 166H25V165H24ZM28 166H29V165H28ZM250 166H251V165H250ZM259 166H260V165H259ZM259 166H257V167H259ZM8 167H9V165H8ZM11 167H12V166H11ZM11 167H9V169H10ZM251 167H252V166H251ZM251 167H250V169H252ZM261 167H262V166H261ZM0 168H1V167H0ZM3 168H4V167H3ZM5 168H7V167H5ZM21 168H22V167H21ZM21 168H20V169H21ZM9 169H7V170H9ZM13 169L15 170L14 167H13ZM17 169H19V168H17ZM25 169H27V168H25ZM254 169H255V166H254ZM258 169H259V168H258ZM1 170H2V169H1ZM27 170H28V169H27ZM256 170H257V169H256ZM256 170H253V171H256ZM12 171H13V170H12ZM23 171H24V170H23ZM247 171H248V170H247ZM259 171H261V170L259 169ZM259 171H258V172H259ZM263 171H264V170H263ZM5 172H6V170H5ZM16 172H17V171H16ZM25 172H26V174H27V171H25ZM25 172H24V173H25ZM31 172H32V171H31ZM256 172H257V171H256ZM8 173H9V172H8ZM20 173H22V172H20ZM260 173H261V172H260ZM12 174H13V173H12ZM12 174H10V175L12 176ZM22 174H23V173H22ZM258 174H259V173H258ZM263 174H264V173H263ZM28 175H29V173H28ZM253 175H254V174H253ZM256 175H257V174H256ZM4 176H7V175H4ZM23 176H24V175H23ZM261 176L263 177L264 175H261V174H260V177H261ZM7 177H8V176H7ZM9 177H10V176H9ZM252 178H253V177H252ZM257 178H258V177H256V179H257ZM263 178H264V177H263ZM0 179H1V178H0ZM18 180H19V179H18ZM258 180H259V179H258ZM262 180H264V179H262ZM11 181H12V179H11ZM259 181H260V180H259ZM0 182H1V181H0ZM3 182H4V181H3ZM3 182H1V184H2ZM18 182H19V181H18ZM243 182H245V181L243 180ZM7 183H8V182H7ZM7 183H5L6 186L8 185ZM257 183H258V182H257ZM5 184H4V185H5ZM10 184H11V183H10ZM128 184H129V183H128ZM251 184H252V183H251ZM251 184H250V185H251ZM263 184H264V183H263ZM259 185H260V184H259ZM0 186H2V185H0ZM246 187H247V186H246ZM262 187H263V186H262ZM7 188H8V187H7ZM18 188H19V187H18ZM252 188H253V186H252ZM10 189H11V188H10ZM14 189H15V188H14ZM247 189H248V191H249V189H251V188H248V187H247ZM253 189H254V188H253ZM253 189H251V190L253 191ZM0 190H2L1 187H0ZM12 190H13V189H12ZM230 190H231V189H230ZM13 191H14V190H13ZM258 191H259V190H258ZM263 191H264V190H263ZM1 192H2V191H1ZM128 192H129V191H128ZM222 192H224V191H222ZM239 192H240V191H239ZM250 192H251V191H250ZM255 192H256V190H255ZM9 193H10V192H9ZM141 193H143V192H141ZM240 193H241V192H240ZM248 193H249V192H248ZM262 193H264V192H262ZM1 194H2V193H1ZM1 194H0V195H1ZM17 194H18V193H17ZM217 194H218V193H217ZM231 194H232V193H231ZM241 194H242V193H241ZM258 194H259V193H258ZM11 195H12V194H11ZM219 195H220V194H219ZM246 195H247V194H246ZM252 195H254V194L252 193ZM2 196H3V195H2ZM223 196H224V194H223ZM237 196H238V195H237ZM3 197H4V196H3ZM7 197H8V196H7ZM104 197H105V195H104ZM224 197H225V196H224ZM224 197H223V198H224ZM244 197H245V194H244ZM247 197H249V196H247ZM256 197H257V196H256ZM237 198H239V196H238ZM262 198H263V197H262ZM5 199L7 200L8 198H5ZM12 199H13V198H12ZM225 199H226V198H225ZM247 199H248V198H247ZM263 199H264V198H263ZM3 200H4V199H3ZM209 200H210V199H209ZM226 200H228V199H226ZM229 200H230V199H229ZM11 201H13V200H11ZM215 201H216V200H215ZM215 201H214V202H215ZM238 201H239V200H238ZM249 201H250V200H249ZM254 201H255V200H254ZM254 201H253V202H254ZM199 202H200V201H199ZM217 202H218V201H217ZM227 202H228V201H227ZM0 203H1V202H0ZM210 203H211V202H210ZM212 203H213V201H212ZM238 203H241V202H238ZM244 203H245V202H244ZM4 204H5V203H4ZM12 204H14V203L12 202ZM201 204H202V203H201ZM214 204H215V203H214ZM219 204H220V203L218 202L217 204H215V205H213V206H211V207L209 206L207 212H206V213L204 212L205 214H204L203 216H205V217L207 216L206 218H207V220L209 221L208 223L210 224V226H208V228L206 227V228L204 229V232H205V233L220 234V235L222 236V228L220 227L222 223H221V224H220V223L217 224L216 222H217L218 219L215 221V219H216L217 217L220 218V214H218V213H219L218 211H220V210H219ZM246 204H247V203H246ZM2 205H3V203H2ZM8 205H10V204H8ZM205 205H206V203H205ZM209 205H210V204H209ZM225 205H226V204H225ZM241 205H242V204H241ZM263 205H264V204H263ZM263 205H262V206H263ZM16 206H17V205H16ZM203 206H204V205H203ZM222 206H224V205L222 204ZM239 206H240V205H239ZM253 206H254V205H253ZM0 207H1V206H0ZM5 207H6V204H5ZM187 207H188V206H187ZM231 207H232V206H231ZM247 207H248V206H247ZM255 207H256V206H255ZM260 207H261V206H260ZM2 208H3V207H2ZM9 208H11V207H9ZM9 208H8V209H9ZM177 208H178V207H177ZM190 208H191V206H190ZM192 208L194 209V206H193ZM249 208H250V207H249ZM251 208H252V207H251ZM3 209H4V208H3ZM182 209H183V208H182ZM201 209H202V208H201ZM226 209H227V208H226ZM234 209H235V208H234ZM244 209H245V208H244ZM254 209H255V208H254ZM261 209H262V208H261ZM10 210H11V209H10ZM164 210H168V209H164ZM184 210H185V209H184ZM196 210H197V209H196ZM204 210H206V209H204ZM230 210H231V209H230ZM230 210H229V211H230ZM245 210H246V209H245ZM255 210H256V209H255ZM5 211H6V210H5ZM114 211H115V210H114ZM162 211H163V210H162ZM193 211H194V210H192V212H193ZM197 211H198V210H197ZM200 211H201V210H200ZM229 211H228V212H229ZM239 211H241V210H239ZM256 211H257V210H256ZM3 212H4V210H3ZM7 212H8V210L6 211V213H7ZM9 212H10V211H9ZM153 212H154V211H153ZM174 212H175V211H174ZM174 212H173V213H174ZM180 212H181V211H180ZM185 212H186V211H185ZM234 212H235V211H234ZM237 212H238V210H237ZM246 212H247V210H246ZM1 213H2V212H1V210H0V214H1ZM158 213H160V212H158ZM166 213L168 214V212H166ZM214 213H215V214H214ZM156 214H157V213H156ZM161 214H163V213H161ZM161 214H160V215H161ZM179 214H180V213H179ZM183 214H184V213H183ZM185 214H186V213H185ZM188 214H189V213H188ZM191 214H192V213H191ZM191 214H190V215H191ZM201 214H202V212H201ZM201 214H200V216H201ZM3 215L5 216V214H3ZM11 215H12V213H11ZM160 215H159V216H160ZM186 215H187V214H186ZM192 215H193V214H192ZM192 215H191V216H192ZM198 215H199V214H198ZM212 215H214V220H213ZM254 215H255L256 218L254 217ZM254 215H253L252 217L255 218L253 221H255L256 226H255L254 228H253V226H251V224L253 225V223H252L253 221H252V218H251L250 215H249V216H247V218H246V221H245V227H246V224H247V225L251 226V228H253L252 230H253L254 233H255V236H256L255 238H256V239L258 240V242H259V247H258L259 249H258L257 252H256V253H258V255H257V254H256V255L259 256L258 259H260V260L257 261V264H264V220H263L264 218H263V216L261 215V211H260V212H255ZM4 216L2 217V214H1L0 218L2 217L1 219H4L7 215H6L5 217H4ZM172 216H174V214H173ZM221 216H222V215H221ZM227 216H228V215H227ZM162 217H163V215H162ZM167 217H169V216H167ZM167 217H166V218H167ZM182 217H183V216L180 215V218H182ZM188 217H189V215H188ZM193 217H194V215H193ZM195 217H196V216H195ZM228 217H229V216H228ZM153 218H154V217H153ZM169 218H170V217H169ZM177 218H178V217H176V220H177ZM190 218H191V217H190ZM203 218H204V217H202V219H203ZM206 218H205V219H206ZM224 218H225V217H224ZM231 218H232V217H231ZM235 218H236V217H235ZM239 218H240V217H239ZM239 218H237V220H238ZM159 219H160V218H159ZM167 219H168V218H167ZM173 219H175V218H173ZM183 219H184V218H183ZM193 219H194V218H193ZM228 219H229V218H228ZM244 219H245V218H244ZM161 220H162V219H161ZM203 220H204V219H203ZM223 220H224V219H223ZM226 220H227V219H226ZM174 221H175V220H174ZM191 221H192V220H191ZM224 221H225V220H224ZM242 221H243V220H242ZM172 222H173V221H172ZM181 222H182V221H181ZM187 222H188V221H187ZM220 222H221V221H220ZM236 222L238 223V221H236ZM240 222H241V221H240ZM243 222H244V221H243ZM183 223H184V222H183ZM194 223H195V222H194ZM194 223H193V226L195 225ZM198 223H199V222L197 221V224H198ZM224 223H225V222H224ZM167 224H168V223H167ZM172 224H173V223H171L170 225L173 226ZM184 224H185V223H184ZM203 224H205V223H203ZM226 224H230V223H226ZM243 224H244V223H243ZM191 225H192V224H191ZM200 225H201V224H200ZM200 225H199V226H200ZM238 225H239V223H238ZM238 225H237V226H238ZM240 225H241V224H240ZM3 226H4V225H3ZM157 226H158V225H157ZM193 226H190V228L193 227ZM199 226L197 225L198 228H199ZM205 226H206V225H205ZM222 226H223V224H222ZM232 226H233V224H232ZM0 227H1V225H0ZM143 227H144V226H143ZM176 227H177V226H176ZM176 227H174V228H176ZM185 227H186V225H185ZM187 227H188V224H187ZM187 227H186V229H187ZM194 227H195V226H194ZM201 227H202V225H201ZM224 227H225V226H224ZM226 227H227V225H226ZM229 227H230V226H229ZM229 227H227V228H229ZM233 227H234V226H233ZM240 227H241V226H240ZM160 228H161V227H160ZM164 228H166V227H164ZM180 228H181V227H180ZM183 228H184V227H183ZM210 228H211V229H210ZM155 229H156V228H155V226H154V230H155ZM158 229H159V228H158ZM158 229H157V230H158ZM184 229H185V228H184ZM195 229H196V227H195ZM233 229H234V228H233ZM247 229H248V228H247ZM154 230H153V233H155ZM161 230H163V229H161ZM200 230H201V229H200ZM210 230H211V232H210ZM238 230H239V229H238ZM244 230L246 231V229H244ZM252 230H251V231H252ZM141 231H142V230H141ZM185 231H186V230H185ZM193 231H194V230H193ZM223 231H224V230H223ZM231 231H232V230H231ZM235 231H236V230H235ZM235 231H234V232H235ZM241 231H242V230H241ZM139 232H140V231H139ZM156 232H158V231H156ZM161 232H162V231H160V233H161ZM179 232H180V231H179ZM183 232H184V231H183ZM197 232H198V230H196L195 233H197ZM202 232H203V231H202ZM160 233H155V234H160ZM163 233H164V235H165V234L167 233V231L164 229V230H163ZM168 233H169V232H168ZM195 233H194V234H195ZM223 233H224V232H223ZM251 233H252V232H251ZM190 234H191V232H190ZM237 234H238V233H237ZM166 235H167V234H166ZM172 235H173V234H172ZM204 235L206 236V234H204ZM224 235H225V234H224ZM228 235H229V234H228ZM240 235H241V233H240ZM251 235H252V234H251ZM251 235H250V236H251ZM155 236H157V235H155ZM155 236H154V237H155ZM160 236H161V235H160ZM174 236H175V235H174ZM178 236H179V235H178ZM180 236H182V234H181ZM193 236H194V235H193ZM195 236H196V234H195ZM205 236H204V237H205ZM233 236H235V235H232L231 238H233ZM150 237H151V236H150ZM152 237H153V236H152ZM176 237H177V236H176ZM186 237H187V236H186ZM227 237H228V236H227ZM242 237H243V234H242L241 236L237 237V238L240 239V238H242ZM244 237H245V236H244ZM158 238H159V235H158ZM178 238H179V237H178ZM190 238H191V237H190ZM194 238H195V237H194ZM199 238H200V237H199ZM199 238H198V239H199ZM205 238H206V237H205ZM205 238H204V239H205ZM245 238H246V237H245ZM144 239H145V238H144ZM160 239H161V238H160ZM206 239H207V238H206ZM223 239H225V238H223ZM247 239H248V237H247ZM135 240H136V239H135ZM146 240H147V239H146ZM161 240H164V238L161 239ZM182 240H183V239H182ZM202 240H203V238H202ZM219 240H220V239H219ZM228 240H229V239H228ZM228 240H227V241H228ZM242 240H243V239H242ZM257 240H256V242H257ZM142 241H144V240H142ZM196 241H197V240H196ZM211 241H212V240H211ZM211 241H210V242H211ZM227 241H226V242H227ZM234 241H235V240H234ZM234 241L231 240V242H234ZM236 241H237V239H236ZM236 241H235V242H236ZM240 241H241V240H240ZM249 241H251V240H249ZM253 241H254V240H253ZM253 241H252V242H253ZM149 242H151V244H152V242H154V244H155V240L152 241V239H151V241H150V239H149ZM149 242H148V243H149ZM156 242H157V241H156ZM166 242H167V241H166ZM170 242H171V241H170ZM193 242H194V241H193ZM197 242H198V241H197ZM197 242H196V243H197ZM221 242H222V240H221ZM226 242H225V243H226ZM252 242H251V243H252ZM148 243H147V244H148ZM157 243H158V242H157ZM179 243H180V242H179ZM183 243L185 244V242H183ZM183 243H182V244H183ZM198 243H199V242H198ZM204 243H205V242H204ZM218 243H219V242H218ZM225 243H224V244H225ZM244 243H245V241H244ZM142 244H143V243H142ZM151 244H150V245H151ZM161 244H162V242H161ZM168 244H169V243H168ZM248 244H249V243H247V245H248ZM140 245H141V243H140ZM165 245H167V244H165ZM170 245H171V244H170ZM185 245H186V244H185ZM187 245H188V243H187ZM189 245H190V244H189ZM199 245H200V244H199ZM208 245H209V244H208ZM214 245H215V243H214ZM219 245H220V244H219ZM232 245H233V244H232ZM240 245H241V244H240ZM257 245H258V244H257ZM148 246H149V245H148ZM156 246H158L159 249H160V245H159V244L156 245ZM163 246H164V245H163ZM179 246H180V245H179ZM194 246H197V245L195 244ZM227 246H228V245H227ZM230 246H231V245H230ZM236 246H239V245H236ZM241 246H242V245H241ZM243 246H244V245H243ZM243 246H242V247H243ZM249 246H250V245H249ZM145 247H146V246H145ZM151 247H152V246H151ZM153 247H154V246H153ZM209 247H210V246H209ZM217 247H218V246L215 245V249H216ZM221 247H222V245H221ZM234 247H235V246H234ZM128 248H130V247H128ZM155 248H156V247H155ZM172 248H173V246H172ZM187 248H188V247H187ZM187 248L185 249V251L187 250ZM196 248H197V247H196ZM239 248H240V246H239ZM135 249L137 250V248H135ZM189 249H190V248H189ZM232 249H233V248H232ZM235 249H236V248H235ZM246 249H247V248H246ZM147 250L149 251V249H147ZM151 250H152V249H151ZM161 250H162V248H161ZM164 250H165V249H164ZM233 250H234V249H233ZM154 251H155V249H154ZM154 251H151V252H154ZM166 251H167V250H166ZM172 251H173V250H172ZM172 251H171V252H172ZM179 251H180V249H179ZM190 251H191V249H190ZM204 251H205V250H204ZM249 251H250V250H249ZM136 252H139V251H136ZM195 252H196V251H195ZM195 252H194V253H195ZM199 252H201V251L199 250ZM234 252H235V255H236V251H234ZM240 252H242V251H240ZM141 253H142V252H141ZM147 253H148V252H146L145 254L147 255ZM157 253H158V252H157ZM172 253H173V252H172ZM192 253H193V252H192ZM219 253H221V256H219ZM230 253H231V255L233 256V254H232V250H230L228 247H224V246H223V248H221V249H219V250H214V249H212L211 251H207V252L203 255V257L200 256L201 258H197V259H195V264H214V263H216V262L219 261L220 257H222V258H223L224 256L229 257V256H230V255H229ZM145 254H144V255H145ZM185 254H186V253H185ZM188 254H189V253H188ZM188 254H187V255H188ZM200 254H201V253H200ZM244 254H245V253H244ZM132 255H133V254H132ZM132 255L130 256V259H133V258H132ZM135 255H136V254H135ZM135 255H134V257H135ZM138 255H139V254H138ZM140 255L144 256L143 254H140ZM140 255H139V257H140ZM154 255H155V252H154ZM162 255H163V254H162ZM180 255H181V254H180ZM187 255H186V256H187ZM227 255H228V256H227ZM237 255H238V254H237ZM239 255H240V254H239ZM144 257H145V256H144ZM149 257H150V256H149ZM172 257H173V256H172ZM174 257H175V256H174ZM187 257H188V256H187ZM192 257H193V256H192ZM238 257H241V256H238ZM244 257L246 258L245 255H244ZM140 258H141V257H140ZM157 258H158V257H157ZM163 258H164V257H163ZM189 258H191V256H190ZM195 258H196V257H195ZM230 258H231V257H230ZM242 258H243V257H242ZM242 258H241V259H242ZM250 258H251V257H250ZM254 258H255V257H254ZM126 259H127V258H126ZM135 259H136V257H135ZM153 259H155V257H153ZM161 259H162V258H161ZM161 259H160V260H161ZM167 259H168V258H167ZM173 259H174V258H173ZM175 259H176V257H175ZM175 259H174V260H175ZM177 259H179V258L177 257ZM177 259H176V260H177ZM183 259H184V258H182V260H183ZM232 259H233V258H232ZM232 259H231V260H232ZM237 259H238V258H237ZM237 259H235V260H237ZM241 259H240V261H241ZM137 260H138V258H137ZM179 260H180V259H179ZM182 260H181V261H182ZM190 260H192V259H189V261H190ZM223 260H224V259H223ZM242 260H244V259H242ZM127 261H129V260H127ZM144 261H146V260H144ZM144 261H143V262H144ZM162 261L165 262L164 260H162ZM167 261H168V260H167ZM189 261H188V262H189ZM232 261H233V260H232ZM252 261H253V260H252ZM252 261L250 262L251 264H253ZM160 262H161V261H160ZM160 262H159V263H160ZM185 262H186V260H185ZM185 262H184V263H185ZM221 262H222V261H221ZM234 262H235V261H234ZM236 262H237V261H236ZM138 263H139V262H138ZM168 263H169V261H168ZM168 263H167V264H168ZM186 263H187V262H186ZM240 263H242V262H240ZM247 263H248V262H247ZM247 263H246V264H247ZM141 264H142V263H141ZM143 264H144V263H143ZM145 264H146V262H145ZM147 264H148V263H147ZM149 264H151V263H149ZM152 264H154V263H152ZM155 264H157V263H155ZM179 264H180V263H179ZM189 264H191V263H189ZM193 264H194V263H193ZM231 264H233V263H231ZM234 264H235V263H234ZM248 264H249V263H248Z\"/></svg>","mask_w":264,"mask_h":264}]
</instances>
